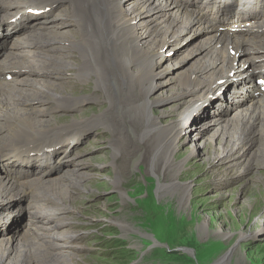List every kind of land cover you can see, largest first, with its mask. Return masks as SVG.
<instances>
[{"label":"bare ground","instance_id":"obj_1","mask_svg":"<svg viewBox=\"0 0 264 264\" xmlns=\"http://www.w3.org/2000/svg\"><path fill=\"white\" fill-rule=\"evenodd\" d=\"M238 5H249L248 19L231 25L248 23L250 28L226 40L221 29L228 27L226 22ZM0 7L12 10L0 20V191L15 190L24 197L23 211L29 212L24 228L19 227L22 219L13 217L20 214L19 207L0 213V226L9 228L0 240V264L72 263L71 255L61 251L73 238H66L64 220L57 219L71 213L70 191L79 180L72 178L71 169L57 165L70 160L68 152L88 137L91 128L108 121L118 129L117 118L121 124L133 121L139 127L134 138L154 148L152 161L158 171L178 173L185 165L173 163L174 138L184 132L192 112L189 107L208 90L231 84L240 69L253 76L252 83L261 94L250 90L238 95L247 102L233 115L211 113L207 130L219 125L216 134L221 130L227 146L219 148L212 163L237 165L236 158H244L261 142V157L249 168L264 167V85L257 83L264 80L263 0H0ZM62 7V19H58L55 14ZM11 32L17 36L8 35ZM192 36L198 39L182 49ZM179 45L181 59L172 66L183 67L178 98L189 105L179 118L163 125L150 115V107L155 104L152 93L169 81L158 80L157 74L164 72H158L154 59L159 54L168 56ZM57 51L62 55H56ZM70 66L75 67L77 81L103 92L110 107L89 119L51 125L53 118L40 117L50 118L53 112L93 100L75 96L62 86ZM58 82V90L53 91ZM43 83L49 99L38 93L45 90ZM234 94L232 88L229 96ZM45 103L52 105L49 110L42 108ZM15 198L3 200L4 205ZM206 226H202L204 234ZM225 260L224 256L221 262Z\"/></svg>","mask_w":264,"mask_h":264},{"label":"rangeland","instance_id":"obj_2","mask_svg":"<svg viewBox=\"0 0 264 264\" xmlns=\"http://www.w3.org/2000/svg\"><path fill=\"white\" fill-rule=\"evenodd\" d=\"M63 9L56 12L58 19H62ZM9 11L12 10L0 7V20H5ZM11 34L17 36L14 32L8 35ZM193 36L182 49L198 39ZM180 51L179 45L168 56L159 54L154 59L158 72H164L157 74L158 80L169 81L152 93L155 104L150 107V115L163 125L179 118L189 105L178 98L182 93L179 71L183 67L172 66L177 58L181 59L177 56ZM60 53L57 51L56 55ZM73 68L70 66L68 75L60 81L62 86L75 96H88L93 100L75 109L53 112L50 118L40 117L49 121L53 118L51 125L89 119L110 107V102L102 97L103 92L77 81ZM246 70L240 69L231 84L208 90L189 107L192 112L184 132L174 138L173 163L185 165L178 173L173 169L158 171L155 159L152 161L156 155L154 148L134 138L139 127L133 126V121L124 120L121 124L117 118L118 129L104 121L91 128L88 137L73 145L75 150L68 152L70 160L63 159L57 165L62 170L71 169L72 178L79 180L78 187L70 191L71 213L67 218L57 219L64 220L62 230L66 238H73L72 242L67 240V248L61 251L71 255L70 264H264V167L249 168L261 157V142L244 158H236L237 165H215L212 160L217 151L227 146L221 139V130L216 134L219 125L211 130L206 126L211 113L233 115L247 102L239 98L244 92L251 90L253 95L257 91L261 94ZM60 82L53 91L58 90ZM43 86L45 90L38 93L49 99L46 84ZM232 88L235 94L229 96ZM32 106L39 107L38 104ZM51 106L45 103L42 108L49 110ZM52 168L55 169V165L52 164ZM14 191L6 188L0 191V213L19 207L20 214L13 217L22 219L19 227L24 228L29 212L23 211L24 197ZM13 196H16L13 203L4 205L3 200ZM69 198L71 201L70 194ZM204 224L207 225L205 234L202 232ZM8 232L9 228L0 226V240ZM56 232L62 234L53 231ZM224 256L226 260L221 262Z\"/></svg>","mask_w":264,"mask_h":264}]
</instances>
